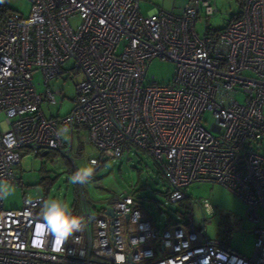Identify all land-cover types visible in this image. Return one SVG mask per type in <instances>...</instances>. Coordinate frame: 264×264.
Listing matches in <instances>:
<instances>
[{"label": "built area", "instance_id": "obj_1", "mask_svg": "<svg viewBox=\"0 0 264 264\" xmlns=\"http://www.w3.org/2000/svg\"><path fill=\"white\" fill-rule=\"evenodd\" d=\"M11 1L0 0V183H19L21 148L69 157L78 125L107 159L132 147L148 153L171 203L194 183L223 186L246 204L255 242L244 258L207 238L189 213L157 229L134 194L114 195L92 212L82 191L84 229L64 241L41 216L44 197L24 194L21 207L5 208L0 195V264H117L121 255L127 264H264V0H244L225 28L206 26L201 35L195 24L202 7L216 11L210 0H189L181 14H143L141 0H29L27 16ZM153 59L174 64L171 81H146ZM63 70L82 77L73 107L46 117L32 73L40 72L44 99L55 103L48 83ZM65 127L68 143L57 136ZM88 162L96 166L97 158ZM198 205L212 212L206 200Z\"/></svg>", "mask_w": 264, "mask_h": 264}, {"label": "rangeland", "instance_id": "obj_2", "mask_svg": "<svg viewBox=\"0 0 264 264\" xmlns=\"http://www.w3.org/2000/svg\"><path fill=\"white\" fill-rule=\"evenodd\" d=\"M188 1L142 0L140 7L143 13L147 12L146 5L153 3L161 8L172 10L173 6L183 5ZM213 3L216 11L210 16L206 15L204 7L201 8L199 19L195 24V30L199 35L206 26L217 30L225 28L232 16L240 11L237 0H210V4L213 5ZM9 5L23 16L29 14V0H12ZM79 22V17L70 19L73 27ZM174 73L175 66L172 62L153 59L147 67L146 81L166 83L171 81ZM32 79L37 92L43 97L40 109L46 117H62L71 111L75 85L82 79L80 74L63 70L60 75L49 81L48 89L55 94V103H49L44 99L46 86L43 84L40 72L34 71ZM237 99L241 100L242 95H238ZM0 119H2L1 115ZM201 122L205 128L209 129L213 122L212 113L204 112ZM67 136L68 132L65 134L66 138L62 137L66 143L69 140ZM19 153L20 162L14 170L15 178L19 183L15 186L4 181L0 183L5 208L21 207L23 196L27 194L31 198L42 196L45 200H60L72 210L75 199L74 189H77L79 194L81 191L84 194L89 209L95 212L103 208L112 196L131 193L142 197L149 217L157 229L163 227L167 217L178 219L183 216L182 214L189 213L193 216L195 227L202 229L207 238L218 241L222 246L244 258H249L253 253L254 223L248 219L246 204L238 196L219 184L201 182L191 184L184 189L187 198L171 203L162 194L168 187L166 182L157 175L152 157L138 148L132 147L125 150L120 158L107 159L97 154L83 130L76 125L69 157L57 150L45 156L34 155L24 148H21ZM90 157L100 158L104 161L103 166L94 170L88 162ZM88 167L93 169L89 182L83 185L70 183L69 177L72 173ZM44 177L52 180L48 188L41 184ZM145 183L147 187L142 189ZM193 200L196 203L193 204ZM203 200L209 203L212 212L201 211L198 203Z\"/></svg>", "mask_w": 264, "mask_h": 264}, {"label": "clouds", "instance_id": "obj_3", "mask_svg": "<svg viewBox=\"0 0 264 264\" xmlns=\"http://www.w3.org/2000/svg\"><path fill=\"white\" fill-rule=\"evenodd\" d=\"M69 131L68 128H63L57 131L58 137H65V134ZM93 175V169L83 168L78 169L76 172L72 173L69 177L70 183L73 184H85L89 182ZM3 193L0 192V195ZM41 216L46 222L48 227L52 228V232L56 238L66 241L76 232H81L84 229V222L81 218L75 216L71 211L70 207L57 199H49L43 202L41 208ZM57 219L61 223V228L59 230L54 226L53 220ZM117 264H127V258L120 256L117 259Z\"/></svg>", "mask_w": 264, "mask_h": 264}, {"label": "trees", "instance_id": "obj_4", "mask_svg": "<svg viewBox=\"0 0 264 264\" xmlns=\"http://www.w3.org/2000/svg\"><path fill=\"white\" fill-rule=\"evenodd\" d=\"M237 1H238V3L240 4V9H241L244 0H237ZM239 12H240V11H239ZM239 12L236 13L235 15H233L231 20L237 18V17L239 16ZM99 156H101V155H99ZM103 164H104V161H102L100 158L97 159V165L94 166V170H97V169L101 168V166H103ZM154 165H155V163H154ZM155 167H156V173H157V175H158L162 180H164V182H166V185H167L166 178L164 177V175L162 174V172L157 168L156 165H155ZM41 184L48 188V187L52 184V180H51V179H48V178H46V177H44V178L41 180ZM164 186H165V185H164ZM145 187H147V184H146V183L143 184V186H142L141 188L143 189V188H145ZM167 187H168V185H167ZM74 192H75V199H74V203H73V205H72V210H71V211L73 212V214H74L75 216H78V214L80 213V206H81V202H80V194H79V192H78L77 189H74ZM156 192H157V191H156ZM162 194H163L165 197L168 198V196H169V194H168V188H167V190H166L165 192H162ZM136 197H138V198L141 200V202L143 203V201H142V197H139V196H136ZM145 199H146V198H145ZM146 200H147V199H146ZM150 200H151V199H150ZM153 200H154V199H153ZM143 204H144V203H143ZM157 207H158V209L160 210V207H159L158 205H157ZM185 214H187V213H185ZM182 215H184V214H182ZM181 217H182V216H181ZM171 220L176 222V220H178V219H176V218H173V219H172L171 217H167L166 222L164 223V225H167V224L171 223V222H172Z\"/></svg>", "mask_w": 264, "mask_h": 264}, {"label": "crops", "instance_id": "obj_5", "mask_svg": "<svg viewBox=\"0 0 264 264\" xmlns=\"http://www.w3.org/2000/svg\"><path fill=\"white\" fill-rule=\"evenodd\" d=\"M141 2H142V0H141ZM141 2H140V4H141ZM187 2H185L183 5H179V6H173L172 7V10H168V9H165L164 7H160V6H158L157 4H149V5H146L147 6V12L146 13H143L142 11H141V7H140V11L143 13V14H147V13H153V12H155L157 9H164V10H166V11H168V12H171V13H174V14H181L182 12H183V8H184V6H185V4H186ZM80 128L83 130V132H84V134L86 135V133H85V131H84V128L83 127H81L80 126ZM68 137V139H69V136H67ZM87 137V136H86ZM72 140H73V134H72V137H71V150H72ZM68 142H69V140H68ZM93 146V145H92ZM94 147V146H93ZM94 167V166H93Z\"/></svg>", "mask_w": 264, "mask_h": 264}, {"label": "water", "instance_id": "obj_6", "mask_svg": "<svg viewBox=\"0 0 264 264\" xmlns=\"http://www.w3.org/2000/svg\"><path fill=\"white\" fill-rule=\"evenodd\" d=\"M106 212L109 213V214H113V212L111 211L110 208H107V209H106Z\"/></svg>", "mask_w": 264, "mask_h": 264}, {"label": "snow or ice", "instance_id": "obj_7", "mask_svg": "<svg viewBox=\"0 0 264 264\" xmlns=\"http://www.w3.org/2000/svg\"><path fill=\"white\" fill-rule=\"evenodd\" d=\"M53 222H57V223H58V221H57V219H56V218H54Z\"/></svg>", "mask_w": 264, "mask_h": 264}]
</instances>
